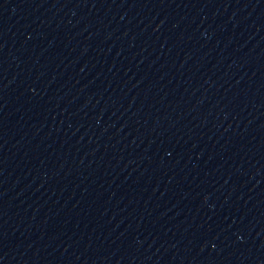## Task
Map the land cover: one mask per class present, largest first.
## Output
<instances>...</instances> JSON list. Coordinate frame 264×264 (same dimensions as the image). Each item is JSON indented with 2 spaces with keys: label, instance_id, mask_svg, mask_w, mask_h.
<instances>
[{
  "label": "water",
  "instance_id": "95a60500",
  "mask_svg": "<svg viewBox=\"0 0 264 264\" xmlns=\"http://www.w3.org/2000/svg\"><path fill=\"white\" fill-rule=\"evenodd\" d=\"M0 264H264V0H0Z\"/></svg>",
  "mask_w": 264,
  "mask_h": 264
}]
</instances>
